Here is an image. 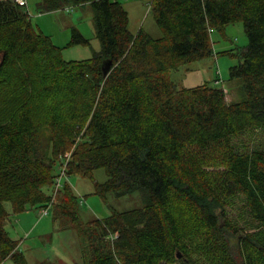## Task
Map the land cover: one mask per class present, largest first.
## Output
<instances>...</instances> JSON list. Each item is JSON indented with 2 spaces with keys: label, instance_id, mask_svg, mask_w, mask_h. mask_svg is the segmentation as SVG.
I'll return each instance as SVG.
<instances>
[{
  "label": "trees",
  "instance_id": "16d2710c",
  "mask_svg": "<svg viewBox=\"0 0 264 264\" xmlns=\"http://www.w3.org/2000/svg\"><path fill=\"white\" fill-rule=\"evenodd\" d=\"M85 4L101 50L67 61L25 5L0 0V264H29L6 203L14 214L53 207L80 237V264H264V0H150L158 39L134 34L119 0H41L38 10ZM238 22L248 44L230 77L246 100L178 89L170 72L213 56L211 33ZM68 45L89 40L73 29ZM99 169L98 195L140 192L144 207L83 224L62 179Z\"/></svg>",
  "mask_w": 264,
  "mask_h": 264
},
{
  "label": "rangeland",
  "instance_id": "374dc122",
  "mask_svg": "<svg viewBox=\"0 0 264 264\" xmlns=\"http://www.w3.org/2000/svg\"><path fill=\"white\" fill-rule=\"evenodd\" d=\"M27 1L33 24L50 36L62 49L65 60L90 59L101 50L100 41L96 36L95 11L92 4L67 7L58 12L41 13L38 10V3L41 0ZM119 1L126 10L128 9L130 30L134 34L143 29L153 38L158 39L163 36L151 11L150 0ZM73 29H77L89 40V45L69 46ZM211 42L213 56L171 71L172 81L178 89L194 88L200 85L223 88L226 91L227 101L231 104L246 100L242 80L230 77V68L238 65L240 61L234 53L248 44L244 24L238 22L226 26L223 31L214 30L211 33ZM217 80H220L219 83ZM93 177L94 180L80 176L62 179L63 183L68 182L71 185L80 200L79 213L83 224L95 219H105L114 212L144 207V199L140 192L124 197H117L113 193L105 197L98 195L96 184L106 182L107 175L105 170L99 169L94 172ZM5 207L10 214L6 230L13 240L18 241V249L24 254L29 264H80L82 262V244L78 233L74 229H62L61 221L54 219L53 207H50L47 215L44 213L46 209L32 208L24 213L14 214L11 203H6ZM2 264L15 263L9 258Z\"/></svg>",
  "mask_w": 264,
  "mask_h": 264
},
{
  "label": "water",
  "instance_id": "95a60500",
  "mask_svg": "<svg viewBox=\"0 0 264 264\" xmlns=\"http://www.w3.org/2000/svg\"><path fill=\"white\" fill-rule=\"evenodd\" d=\"M102 70L104 76L107 77L112 70V61L111 60L105 61L102 65ZM178 258H181V255H179Z\"/></svg>",
  "mask_w": 264,
  "mask_h": 264
},
{
  "label": "built area",
  "instance_id": "2783aa9c",
  "mask_svg": "<svg viewBox=\"0 0 264 264\" xmlns=\"http://www.w3.org/2000/svg\"><path fill=\"white\" fill-rule=\"evenodd\" d=\"M17 3L19 4V5H21V6H24V5H26V2L24 1V0H17ZM69 156V155H68ZM63 175H64V173H63ZM58 186H60V180H58V185H57V187ZM45 215H47L48 214V210H46L45 212Z\"/></svg>",
  "mask_w": 264,
  "mask_h": 264
},
{
  "label": "crops",
  "instance_id": "0c3cea01",
  "mask_svg": "<svg viewBox=\"0 0 264 264\" xmlns=\"http://www.w3.org/2000/svg\"><path fill=\"white\" fill-rule=\"evenodd\" d=\"M17 1V0H16ZM26 2H27V6H26V8L27 9H29L30 10V6H29V2L27 1V0H25ZM40 3H38V5H39ZM128 10V9H127ZM30 12V11H29ZM58 12V11H57ZM129 13V12H128ZM30 14H32V13H30ZM32 17V16H31ZM130 17V16H129Z\"/></svg>",
  "mask_w": 264,
  "mask_h": 264
}]
</instances>
